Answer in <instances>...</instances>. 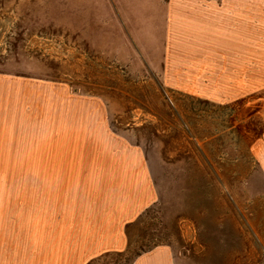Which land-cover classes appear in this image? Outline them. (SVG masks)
<instances>
[{
    "label": "rangeland",
    "instance_id": "1",
    "mask_svg": "<svg viewBox=\"0 0 264 264\" xmlns=\"http://www.w3.org/2000/svg\"><path fill=\"white\" fill-rule=\"evenodd\" d=\"M211 7L217 74L184 71L220 83L181 87L229 93L222 103L163 83L153 0H0V264H131L162 245L180 264H264L251 155L264 141V0ZM110 135L144 154L157 200L125 229L123 250L87 262L119 234L112 207L80 204L118 183L107 166L127 151Z\"/></svg>",
    "mask_w": 264,
    "mask_h": 264
},
{
    "label": "crops",
    "instance_id": "2",
    "mask_svg": "<svg viewBox=\"0 0 264 264\" xmlns=\"http://www.w3.org/2000/svg\"><path fill=\"white\" fill-rule=\"evenodd\" d=\"M197 1L198 0H193L192 2L194 3L189 2L187 4L186 0H153L155 11L158 12L160 10V16H156L155 18L161 20V38L157 45H161L160 49L161 53H163L162 74L164 78L167 79H163L162 81L165 85H177L179 86L178 89L185 90L183 93L194 95L205 101H212L216 103L228 102L229 93L201 92L196 94L188 91L186 92L185 87H181V84L217 85L220 83L218 78L215 77L207 78L208 81L205 80L206 78L197 80L193 77L192 70L199 71L208 69L211 71L213 70L216 73L219 69L218 45L216 40L217 21L215 18H209L208 16L205 17V14L203 13V10H205V13L207 12V15L209 16L211 14H215L212 12L213 8L211 6L212 3L215 4L217 0H200L199 4ZM191 5L193 8L190 7ZM201 6H209L207 8L212 9L208 11L207 8H202ZM187 25L193 27L196 30L194 34L189 33V36L195 38L196 41H199V46H192L195 48L192 51L187 50L190 47H187L184 44L187 35ZM173 28L174 32L176 30V37L174 40H172L174 36L172 32ZM212 36H214L216 42L213 45L212 42H208L206 44L207 40ZM196 38H199V40ZM175 40L176 43H174ZM226 49L228 50L227 47ZM191 52L193 54L189 55V57L186 59V54ZM176 53L177 55L173 56V54ZM171 55L172 58H175L176 56V58H181L182 61H170ZM186 63L190 65L189 69H192L191 72L188 73V77L187 73L185 72ZM171 68L174 69L173 72L171 71ZM87 110L88 111L83 113H86L88 116H90V111L89 109ZM100 128H102V131L106 134V129L104 126H100ZM110 136L118 146L124 148L127 151L124 154V157L119 156L122 157V159L120 158L121 163H123L122 165L116 166L108 164L107 166V168L109 167L108 171L115 174V176L108 177H113V182L118 183H115V188L114 190H111V192H105L104 195L99 194L97 196V200L91 199L89 202V200L85 201L84 198L81 200L80 204L81 207L85 208L93 203L94 208L97 209L96 213L100 215L106 211L105 209L112 207V210L108 211L114 213L111 219L114 221V228L115 230H118L119 234L118 236L115 235V246L113 248L101 251L98 254L95 253L94 256L92 255L93 257H89L87 262L93 258H98L107 253H117L123 250V246L125 247V245L128 244L127 237L125 235V229L131 227L130 225L136 221L142 212L149 208L157 200V191L153 183L151 170L144 154L141 152V150H139V148L123 145L116 137L113 135ZM252 148L253 151L251 152V155L256 158L258 173L261 179L264 181V141L261 140L257 142ZM103 220L104 219L98 220L97 224L99 227L105 223H102ZM103 228L104 227H102V229ZM84 242L85 241L83 240L78 252H81L84 249ZM68 243L79 246L74 242ZM74 252L75 248H72V254ZM181 261L182 259L175 255V252L171 247L162 245L145 253H141L133 260L131 264H180Z\"/></svg>",
    "mask_w": 264,
    "mask_h": 264
}]
</instances>
